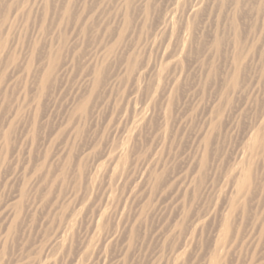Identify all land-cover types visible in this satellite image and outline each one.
Here are the masks:
<instances>
[{
    "label": "rangeland",
    "instance_id": "rangeland-1",
    "mask_svg": "<svg viewBox=\"0 0 264 264\" xmlns=\"http://www.w3.org/2000/svg\"><path fill=\"white\" fill-rule=\"evenodd\" d=\"M0 264H264V0H0Z\"/></svg>",
    "mask_w": 264,
    "mask_h": 264
},
{
    "label": "bare ground",
    "instance_id": "bare-ground-1",
    "mask_svg": "<svg viewBox=\"0 0 264 264\" xmlns=\"http://www.w3.org/2000/svg\"><path fill=\"white\" fill-rule=\"evenodd\" d=\"M145 118L143 116H140V119L137 122L143 121ZM117 156V155H116ZM117 159V158H116ZM245 187V185L242 187V189Z\"/></svg>",
    "mask_w": 264,
    "mask_h": 264
}]
</instances>
